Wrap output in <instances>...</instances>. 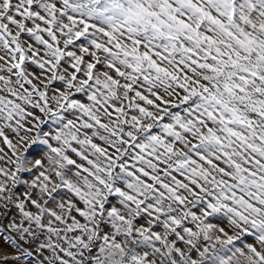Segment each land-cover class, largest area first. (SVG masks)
Returning a JSON list of instances; mask_svg holds the SVG:
<instances>
[{"label": "snow or ice", "instance_id": "6c2138e0", "mask_svg": "<svg viewBox=\"0 0 264 264\" xmlns=\"http://www.w3.org/2000/svg\"><path fill=\"white\" fill-rule=\"evenodd\" d=\"M0 264H264V0H0Z\"/></svg>", "mask_w": 264, "mask_h": 264}]
</instances>
